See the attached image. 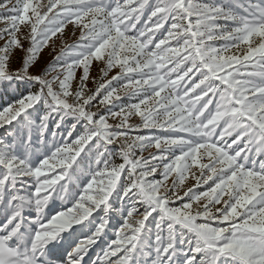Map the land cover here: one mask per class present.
Here are the masks:
<instances>
[{"label": "snow or ice", "instance_id": "snow-or-ice-1", "mask_svg": "<svg viewBox=\"0 0 264 264\" xmlns=\"http://www.w3.org/2000/svg\"><path fill=\"white\" fill-rule=\"evenodd\" d=\"M0 264H264V0H0Z\"/></svg>", "mask_w": 264, "mask_h": 264}, {"label": "rangeland", "instance_id": "rangeland-1", "mask_svg": "<svg viewBox=\"0 0 264 264\" xmlns=\"http://www.w3.org/2000/svg\"><path fill=\"white\" fill-rule=\"evenodd\" d=\"M93 72H95V69H93Z\"/></svg>", "mask_w": 264, "mask_h": 264}]
</instances>
